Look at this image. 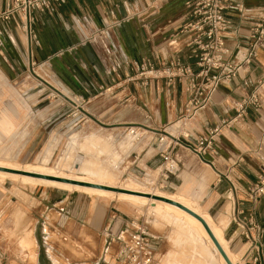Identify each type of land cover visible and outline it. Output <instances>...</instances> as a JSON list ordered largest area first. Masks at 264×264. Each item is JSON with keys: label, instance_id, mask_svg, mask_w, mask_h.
Returning <instances> with one entry per match:
<instances>
[{"label": "crops", "instance_id": "0c3cea01", "mask_svg": "<svg viewBox=\"0 0 264 264\" xmlns=\"http://www.w3.org/2000/svg\"><path fill=\"white\" fill-rule=\"evenodd\" d=\"M9 1L0 0V13ZM226 17L230 22L225 37L230 50L226 62L241 67L231 82L219 88L209 106L191 119L184 116L189 101L186 81L170 85L168 79L151 80L143 85L138 78L129 80L135 75L134 65L144 62L161 68L179 60L197 70V59L188 48L191 38L182 33L187 22L185 0H71L55 13L35 14L39 44H30L21 20L15 18L0 27V67L12 73L13 68H17L14 59L21 62L26 59L28 70L31 65L38 66L56 75L59 86L53 89L64 96L54 94L75 105L82 99L88 100V107L96 111L97 106L92 104L101 95L100 91L111 92L110 97L100 102L101 106H115L123 113L105 111L102 118L108 121L136 122L154 131L157 137L164 129H171L172 133L165 131L171 140L168 148L148 149L137 161L139 168L142 164H145L144 170L159 168L164 162L162 154L172 151L181 161L180 173L168 182L166 191L173 195H164L191 200L222 232L237 264H255L256 258L258 264H264V235L260 253L257 249L251 251V243L246 241L237 222L252 221L264 231V198L253 203L248 196V188L264 173V104L258 109L250 108L241 118L237 107L264 77V37L255 58L245 63L254 43L253 30L264 17V0H231ZM128 109L131 114L125 115ZM8 120L9 134L15 125L10 118ZM179 124H183L182 128ZM215 129H219V133L212 150L201 153L199 139ZM129 185L143 188L135 181ZM70 201L71 197L60 205L65 202L67 209ZM80 202L74 201L73 215L78 213ZM151 206L164 219L182 226L185 233H177V243L191 239L193 243L202 244L206 251L196 228L182 218H170V214L156 204ZM91 228L95 233H104L100 226ZM149 232L154 238L156 263L160 255L164 260L167 256L170 258L166 232ZM30 234L32 232L28 236ZM122 243L120 239L114 248L107 240L96 264H116ZM50 256L57 263L51 252Z\"/></svg>", "mask_w": 264, "mask_h": 264}, {"label": "rangeland", "instance_id": "374dc122", "mask_svg": "<svg viewBox=\"0 0 264 264\" xmlns=\"http://www.w3.org/2000/svg\"><path fill=\"white\" fill-rule=\"evenodd\" d=\"M14 60L17 68L12 73L0 67L1 162L21 169L31 166L82 176L112 187L173 195L167 188L152 186L159 179L157 169L144 170L145 164L139 168L137 162L150 148H168L171 140L165 131L172 133L171 129H164L157 137L136 122L108 121L102 118L105 111L123 113L115 106H101L111 92L100 91L97 103L92 104L97 106L96 111H91L88 100L75 105L54 94L59 79L53 73L32 65L28 70L26 59ZM124 114H131V109ZM8 118L15 125L9 134ZM146 126L154 128L152 124ZM131 181L143 188L129 185ZM69 197L71 204L67 203L66 209ZM76 199L81 202L73 215ZM167 215L177 217L169 212ZM95 225L104 233L93 232L91 226ZM181 227L155 213L151 204L0 179V264H96L104 243L108 240L117 248L120 239L123 243L117 254L123 261L124 241L137 228L166 232L172 256L164 260L160 255L158 264H220L203 251L200 243L187 238L177 243V233H185ZM30 232L32 237L26 238Z\"/></svg>", "mask_w": 264, "mask_h": 264}, {"label": "built area", "instance_id": "2783aa9c", "mask_svg": "<svg viewBox=\"0 0 264 264\" xmlns=\"http://www.w3.org/2000/svg\"><path fill=\"white\" fill-rule=\"evenodd\" d=\"M71 0H11L6 9L0 13V27L15 18L22 22V30L27 34L30 44H39L35 31V14L55 13L58 7L66 5ZM231 0H185L187 22L182 33L190 36L188 48L192 50L197 59V70L181 61H175L156 68L150 62L135 64V75L129 77L130 81H142L147 85L151 80L168 79L170 85L176 81L187 83L189 101L185 108V119L193 118L197 113L206 109L213 96L226 82H231L241 66L229 64L226 58L230 50L226 47V34L230 22L226 11ZM264 37V17L253 30L254 40L251 51L246 55L245 63H250L256 56V50ZM264 104V77L254 87L253 93L237 105L239 118L243 117L250 108H260ZM225 123L224 125H228ZM219 129L211 131L207 136L199 139L201 153L212 150L215 137ZM202 146H205L204 148ZM163 164L156 171L159 176L152 186L167 188L171 177L180 173L181 161L172 151L162 154ZM155 171V172H156ZM249 199L253 203L264 198V173L257 183L248 188ZM242 227L243 236L251 243L250 250L257 249L260 253L261 239L264 231L261 226L252 221H237ZM126 257L123 261L116 260V264H157L154 256V238L147 229L137 228L130 238L124 241ZM262 253V252H261ZM258 258L255 264H258Z\"/></svg>", "mask_w": 264, "mask_h": 264}, {"label": "bare ground", "instance_id": "6f19581e", "mask_svg": "<svg viewBox=\"0 0 264 264\" xmlns=\"http://www.w3.org/2000/svg\"><path fill=\"white\" fill-rule=\"evenodd\" d=\"M47 156L44 158L43 161H45L47 159ZM0 167L6 168V169L25 171L28 173H36L39 175H45V176H49V177H55V178L65 179V180H69V181H75V182H79V183H86V184H91V185H101V186H105V187H112L109 185L100 184L98 182H92L89 179L82 177V176L67 175V174L55 172L52 170L32 168L31 166H28L24 169H21L22 167L19 168L18 165L16 166L13 164H6V163H3L0 161ZM0 179H12V180H16V181H21L23 183H30L33 185H43V186H48V187H54L55 189L65 190V191H69V192L87 193L88 195H90V194L91 195H100V196H106V197H110V198L111 197H120L123 200L129 201V202L135 203V204L137 203L140 205L156 204L158 207H161L164 210H166L167 212L173 213V215H176L177 217L184 219L191 226L196 228L204 240L207 254H209V256L211 255L214 259L218 260L220 264H227L226 261L224 260V258L222 257V255L220 254V252L218 251L217 247L215 246L214 242L211 240L210 236L208 235V233L204 229L203 225L197 219H195L194 217H192L188 213H186L183 210H181L175 206H172L170 204H167V203H164L161 201H157L154 199H150V198H145V197H138V196H134V195L116 193V192L96 189V188H92V187H85V186L73 185V184H68V183H61V182H56V181L36 179V178H32V177L10 174V173L1 172V171H0ZM112 188L124 189V190H128V191L140 192V193L150 194L153 196L167 198V199H170L174 202L180 203V204L184 205L185 207L189 208L190 210L194 211L195 213H197L198 215H200L202 218H204L206 220V222L208 223V225L212 229L215 237L217 238V240L219 241V243L223 247L224 251L228 255L231 262L233 264H237V259L235 260L234 256L229 251L228 245L222 236V232L212 224V222L210 221V219L207 216H203L198 211L196 206L192 202H190L191 200L187 201V200H184L182 197L181 198H176L173 196L167 197V196H164L163 194H159V193H155V192L152 193V192H147V191L131 190L129 188H120V187H112ZM31 235L32 234L29 235L30 238L32 237ZM29 236L27 235L26 238H29ZM27 240L28 239H26V242L29 241V240L28 241Z\"/></svg>", "mask_w": 264, "mask_h": 264}, {"label": "water", "instance_id": "95a60500", "mask_svg": "<svg viewBox=\"0 0 264 264\" xmlns=\"http://www.w3.org/2000/svg\"><path fill=\"white\" fill-rule=\"evenodd\" d=\"M54 91L57 92L58 94H60L61 96H64L58 90L54 89ZM0 171L1 172H6V173H10V174H16V175L32 177V178H36V179L56 181V182H61V183H68V184H73V185L92 187V188L106 190V191H111V192H116V193L134 195V196H138V197H145V198H150V199H154V200H157V201H161V202L170 204L172 206H175V207L183 210L184 212L188 213L189 215H191L192 217L197 219L203 225L204 229L206 230V232L210 236L211 240L214 242L215 246L217 247L218 251L220 252L222 257L224 258L226 263L227 264H233L231 262V260L229 259L228 255L226 254V252L224 251L223 247L221 246V244L219 243V241L215 237L212 229L210 228V226L208 225L206 220L204 218H202L200 215H198L197 213H195L194 211H192L189 208L185 207L184 205H182L180 203H177V202H174V201H172L170 199L163 198V197H158V196H153V195H150V194L140 193V192L128 191V190L112 188V187H105V186H101V185H91V184H86V183H79V182H75V181H69V180H65V179H59V178H55V177L39 175V174H36V173H28V172H25V171L6 169V168H1V167H0Z\"/></svg>", "mask_w": 264, "mask_h": 264}]
</instances>
